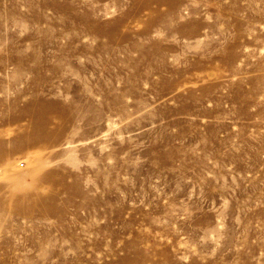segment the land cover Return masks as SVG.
<instances>
[{
  "label": "rangeland",
  "instance_id": "rangeland-1",
  "mask_svg": "<svg viewBox=\"0 0 264 264\" xmlns=\"http://www.w3.org/2000/svg\"><path fill=\"white\" fill-rule=\"evenodd\" d=\"M0 264H264V0H0Z\"/></svg>",
  "mask_w": 264,
  "mask_h": 264
}]
</instances>
